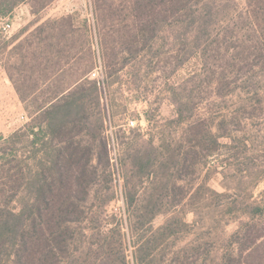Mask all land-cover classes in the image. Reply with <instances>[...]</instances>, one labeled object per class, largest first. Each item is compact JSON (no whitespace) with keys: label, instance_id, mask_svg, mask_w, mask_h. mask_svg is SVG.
I'll return each mask as SVG.
<instances>
[{"label":"trees","instance_id":"16d2710c","mask_svg":"<svg viewBox=\"0 0 264 264\" xmlns=\"http://www.w3.org/2000/svg\"><path fill=\"white\" fill-rule=\"evenodd\" d=\"M53 1L0 0V19L11 18L24 3H30L32 12L38 14ZM108 1L95 0L98 22L115 16ZM219 1L126 0L124 50L128 55L124 64L139 63L146 47L157 56L161 47L157 43L169 38L180 46V66L194 56L204 60L206 44L213 34L211 28L219 22L224 7L231 5L226 3L233 2L225 0L224 5ZM247 1L254 11L264 5V0ZM255 17L257 24H262L261 16ZM72 20L73 15H66L53 22L69 27ZM257 31L258 42L264 48V27ZM32 55L34 61L41 58L47 63L50 59L46 55L38 57L36 52ZM113 56L103 53L105 68L110 67ZM84 57L81 61L86 63L74 72V81L43 91L48 95L38 104L31 121L3 137L0 143V264H132L127 259V230L135 236L133 264H156L157 253L161 251L166 256L167 246L175 243L182 226H188L178 209L185 208L188 194L176 183L182 178V168L189 158L194 170L207 163L220 148V138L230 136L215 134L205 118L195 117L204 100L200 88L195 90L198 93L193 101L184 103L180 97L175 121L179 125L189 122L191 148L183 151L182 145L174 147V139L168 138L159 142L156 137L133 141L123 164L125 215L119 219L117 213L109 214L107 208L115 198L114 192L111 186L102 185L104 170L99 169L102 160L109 165L107 142L101 133L104 118L91 110L94 102L101 114L106 80L87 79L95 65V54L90 48ZM27 58L28 54L22 55V61ZM132 73L136 76L135 71ZM10 76L21 99L26 100L27 94ZM54 76L56 73L47 79ZM36 90L32 88L28 94ZM252 92L251 98L264 106V87ZM147 120L152 122L150 116ZM84 135L88 136L87 141L82 138ZM244 146L240 154L247 153ZM95 159L97 165L93 164ZM251 159L246 154L239 170H246ZM129 165L131 168L127 169ZM162 168L164 172L160 173ZM263 172L258 167V178ZM148 181L157 185L156 190L141 197L139 190ZM175 190L182 191V195L171 197ZM226 211L233 215L243 213L250 220L241 221L233 235L239 247L225 254L223 264H264V224L256 219L264 216V203L252 197L234 198L226 203ZM191 212L196 216L195 210ZM160 214L167 218L155 228L153 221Z\"/></svg>","mask_w":264,"mask_h":264},{"label":"rangeland","instance_id":"374dc122","mask_svg":"<svg viewBox=\"0 0 264 264\" xmlns=\"http://www.w3.org/2000/svg\"><path fill=\"white\" fill-rule=\"evenodd\" d=\"M125 1H108L115 16L103 22L108 25L105 28L101 20L98 22L95 0H54L38 14L32 9L31 14L16 9L11 18H6L13 23V29L9 35L0 33V60L27 97L21 99L17 91L21 106L7 109L4 114L5 130L0 131V143L3 137L31 121L38 104L48 95L43 91L74 81V72L86 63L81 57L91 48L95 65L86 77L106 80L102 87L101 114L97 113L94 102L91 107L97 117L104 118L101 133L109 151V165L102 160L99 169L104 170L102 185L111 186L115 197L107 211L117 213L120 219L125 215L123 164L127 159V148L139 138L150 137H156L158 142L162 138L174 139V147L182 145L183 151L191 148V136L187 132L189 122L179 125L175 120L179 98L182 97L184 103L193 101L198 93L195 90L200 88L204 100L195 117L205 118L215 134L230 136L220 138V148L207 163L194 170L189 158L182 168V178L176 183L188 194L184 200L185 208L180 206L178 209L188 226H182L175 243L167 246L166 256L161 251L157 253L156 264H223L225 254L237 251L239 247L233 235L241 221L250 220L243 213L229 214L226 203L234 198L251 197L264 203V172L261 178L257 175L258 167L264 171V106L251 98L252 91L264 87V48L259 44L257 34V30L264 27V5L254 11V6L247 0L228 1L226 4L231 5L224 7L219 22L211 28L213 34L206 44L204 60L194 56L180 66V46L173 38L157 43V46L161 45L157 56L146 47L139 63L124 64L128 55L124 50V29L128 23ZM220 1L226 5L225 0ZM66 15H73L71 26L53 22ZM255 15L261 16L262 24H257ZM43 17L52 22L46 20L34 26ZM29 19L32 21L26 25ZM34 52L38 57L46 55L49 61L44 63L41 58L34 61ZM103 53L114 54L109 68H105ZM26 54L28 58L22 61V55ZM93 71L97 72L96 77L92 76ZM52 73L56 76L48 80ZM194 74L199 76L192 79ZM32 88L37 89L36 93L29 95ZM20 114L27 115V122L17 120ZM8 121L12 123L11 127ZM82 138L88 140L86 135ZM244 145L248 149L246 154L252 159L244 167L246 170L240 171L239 163L246 155L240 154L245 150ZM93 164L97 165L98 161L93 160ZM159 172L163 173L164 169ZM150 181L140 188L141 197L155 192L157 185ZM169 181L172 185L173 178ZM173 193L171 197L182 195L180 190ZM191 210L196 211V216ZM166 218V215H157L154 227L162 225ZM256 219L264 224V216ZM127 236V259L133 264L135 236L128 230ZM193 246L198 247L191 249Z\"/></svg>","mask_w":264,"mask_h":264},{"label":"crops","instance_id":"0c3cea01","mask_svg":"<svg viewBox=\"0 0 264 264\" xmlns=\"http://www.w3.org/2000/svg\"><path fill=\"white\" fill-rule=\"evenodd\" d=\"M17 9L27 10L29 14H31V7L28 3H24L19 6ZM47 20V17L40 18L34 26L42 24ZM32 19H29L26 23L30 24ZM22 36L18 39L20 40ZM17 40V41H18ZM15 106H21V99L19 94L17 93L16 86L11 79L9 70L7 66H3L0 68V131L5 130V126L3 123L4 114L7 113V109L12 110ZM22 113V111H20Z\"/></svg>","mask_w":264,"mask_h":264},{"label":"built area","instance_id":"2783aa9c","mask_svg":"<svg viewBox=\"0 0 264 264\" xmlns=\"http://www.w3.org/2000/svg\"><path fill=\"white\" fill-rule=\"evenodd\" d=\"M12 29H13V23L9 19H6V18L0 19V33L1 34L9 35L11 33ZM1 67H2V61L0 60V68ZM92 76L96 77L97 72L93 71ZM27 119H28L27 115H25V114H20L17 118V120L21 121V122H27ZM8 126L9 127L12 126V123L10 121H8Z\"/></svg>","mask_w":264,"mask_h":264}]
</instances>
